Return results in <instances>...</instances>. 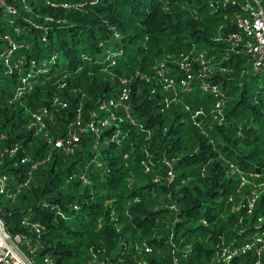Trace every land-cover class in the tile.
<instances>
[{
  "label": "trees",
  "instance_id": "obj_1",
  "mask_svg": "<svg viewBox=\"0 0 264 264\" xmlns=\"http://www.w3.org/2000/svg\"><path fill=\"white\" fill-rule=\"evenodd\" d=\"M5 5L16 14L0 12V51L4 34L21 46L9 65L0 62V147L17 144L20 155L44 159V131L35 133L28 125L32 112L54 97L67 106L51 109L45 130L61 136L72 124L84 129L72 153L54 151L14 200L0 198L6 229L32 238L34 263L43 264L48 256L52 264H136L137 259L264 264V251L224 258L227 250L264 233V79L253 75L245 57L232 56L211 80L225 96L217 111L215 97L197 81L188 90L178 88L166 106L169 92L153 76L158 61L173 62L180 52L204 50L217 63L228 47L223 38L234 29L229 4L5 0ZM136 72L149 80L130 84L134 121L113 108L122 120L98 136L85 129L106 115L99 105L117 91L119 78ZM198 109L203 112L193 124ZM247 180L259 186L250 212ZM24 217L37 229L23 225ZM145 245L150 253L142 250Z\"/></svg>",
  "mask_w": 264,
  "mask_h": 264
},
{
  "label": "built area",
  "instance_id": "obj_2",
  "mask_svg": "<svg viewBox=\"0 0 264 264\" xmlns=\"http://www.w3.org/2000/svg\"><path fill=\"white\" fill-rule=\"evenodd\" d=\"M224 3L229 4L231 7L230 20L234 25V29L227 32L224 36L223 39L228 47L220 55L217 63H215L216 58L214 55L209 56L203 50L197 55L192 51L180 52L173 58V62L169 59L170 57H167L158 61L154 66V78L160 80L163 89L169 92L170 97L166 96L164 98L166 106L175 100L178 88L188 90L190 84L193 81H197L202 91L209 92L215 97L214 108L220 111L224 105L225 96L218 83H211V80L218 69H226L224 66L232 56L245 57L250 62L253 75L259 80L264 79V0H224ZM61 5L63 7L69 6L68 3H62ZM0 10L4 11L5 16L16 14V10L13 7L5 5V0H0ZM9 22L12 23V19H9ZM18 31L16 27L14 33H18ZM2 39L6 46L4 50L0 51V62L2 61L4 64L9 65L12 55L21 44H18L11 34H4ZM217 39H221V37L219 36ZM173 71H177V74H179L176 78H174ZM136 78L149 80L146 74H139L138 72L128 77H120L117 91L107 101L99 105V109L105 112L106 115L101 119L88 122L85 129H89L98 136L104 128L122 120V117L117 116L112 111L113 108H119L123 115L133 122L134 119L130 114V84ZM63 86L64 84L61 85V87ZM151 92H154V88ZM66 106L67 102L65 100L60 97H54L48 106L41 105L31 114V122L28 128L34 129L35 133L44 131V141L48 150V155L44 159L31 161L28 156L20 155L17 144L0 147V198L14 200L22 189L28 187L36 168L44 165L54 151L58 150L64 154L72 153L74 146L80 140V133L84 130L83 128L74 129L73 124L72 126L69 125L67 131L61 136L50 135L45 130V119H48L49 122L52 120L51 109H62ZM202 112L201 109L195 111L193 124H197L195 117L201 115ZM75 120L79 124V115ZM2 140L3 137L0 135V142ZM96 145L97 142L95 143ZM19 166L23 167V172L20 174ZM167 174L169 178H172L170 170ZM71 178L72 176H69L68 179ZM258 197L259 186L254 185L247 199L248 212L253 209ZM21 223L34 229L38 227L37 223H31L27 217H24ZM142 250L145 253H150L152 247L145 245ZM250 251L256 255H260L264 251V233L256 234L240 247L227 250L224 258L229 261L237 255H243ZM34 254L35 245H33L32 238L25 233L11 235L0 215V264H35L33 261ZM43 264H52V260L45 256ZM97 264H104V262ZM136 264L147 263L142 259H137Z\"/></svg>",
  "mask_w": 264,
  "mask_h": 264
},
{
  "label": "rangeland",
  "instance_id": "obj_3",
  "mask_svg": "<svg viewBox=\"0 0 264 264\" xmlns=\"http://www.w3.org/2000/svg\"><path fill=\"white\" fill-rule=\"evenodd\" d=\"M1 13H4L3 11H0ZM7 31H9V29L7 28ZM6 80V79H5ZM203 93L204 92H202V95H203ZM251 177V179H253V177L252 176H250ZM244 184L246 185V193L244 194V196L245 197H247V196H249V192H250V190L252 189V188H254V183H252L251 182V180L249 181V180H247V181H244Z\"/></svg>",
  "mask_w": 264,
  "mask_h": 264
},
{
  "label": "water",
  "instance_id": "obj_4",
  "mask_svg": "<svg viewBox=\"0 0 264 264\" xmlns=\"http://www.w3.org/2000/svg\"><path fill=\"white\" fill-rule=\"evenodd\" d=\"M10 242L13 244V242L10 240Z\"/></svg>",
  "mask_w": 264,
  "mask_h": 264
}]
</instances>
